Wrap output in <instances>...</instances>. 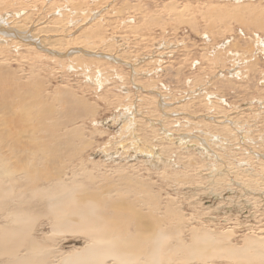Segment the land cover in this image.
Masks as SVG:
<instances>
[{
	"label": "rangeland",
	"instance_id": "1",
	"mask_svg": "<svg viewBox=\"0 0 264 264\" xmlns=\"http://www.w3.org/2000/svg\"><path fill=\"white\" fill-rule=\"evenodd\" d=\"M5 1L6 5H8L9 0ZM101 1L13 0L14 5L9 7L11 13L14 10L22 13L19 14L22 17L17 18L18 16L15 14L11 19L13 18V22L19 21L17 24L24 27V31L27 32L31 39L35 38L36 34L41 36V39L43 37H51L49 40L45 38L44 41L48 40L47 42H52L53 45L45 44V48L52 47L51 49H53L57 47L58 51H63L68 46H75V48L83 46V49L88 50L90 48L93 50L90 51L89 49L90 52L99 50V53L95 52L93 55L80 56L78 55L79 52L73 53L75 52L73 47L69 49L73 53V57H77V60L81 58L92 61L90 62L92 66H90L92 68L91 73L95 74L97 69L94 67L96 65L105 70L104 73L106 76L108 74V76L103 78L102 83L104 85L102 84L101 87L96 86L88 75L84 74L86 72L82 65L78 67L70 66L69 59L76 63V59L71 58L72 53L67 58H61L62 60L53 59V57H50L52 54H49L47 50H42L41 52L30 50L26 46H20L19 42L16 41H8V46L4 45L0 49V57L3 61L0 71L3 76L7 71L16 82L27 80L32 85L37 84L42 90L41 96L43 98L41 97V99L44 102L48 100V103L56 105L59 103L56 98L58 97L57 99H59L60 96L57 92H61L62 89L65 91L68 89L67 97L77 98L75 100L87 103L86 105H89L88 108H92L87 116L85 115L77 120V127L81 134V153L74 152L72 147V142L73 144L76 143L74 139H70L67 144H61L60 154L65 159L63 163L68 164L66 168L67 176L71 175L72 171H75L81 178H85L90 175L83 173V170H86L91 173L92 182L87 179L83 181L89 188L96 189L97 187L96 190L99 194L106 193L110 199L114 200L116 204V206L114 204V212L117 210L120 195L127 193L129 197L126 198V207L130 205L131 208L139 210L144 215L143 218H147L148 222L150 221L149 218H151L152 221L150 222L153 223H149L151 227H153L154 222H159L161 225L164 224L165 226H162L165 228H168L170 222L184 226L185 228H182V230L186 241H189L188 229L191 227L232 233L231 238L229 236V241L237 246L242 245L244 236L255 234L261 237L264 235V149H262L264 148V90L262 89L264 85L260 87L261 85L258 83L260 79H264V75H262V73L264 74V50L255 54L256 57L258 56L256 58L257 61L255 60L258 66V68L256 67L257 69L251 73L249 72V75L245 74L246 76L234 73L237 66L235 64L234 51L241 52L239 48H242V52L244 54L247 52L246 55H248L253 45L258 51L259 44L256 42L257 40L264 45V0ZM57 10H60L61 13L58 14ZM90 25L92 28H97L99 37L97 36L98 38H96L94 36L87 40L79 38L81 37L79 32L85 30L87 26L91 27ZM204 32L206 34H203ZM252 32L256 33V35H253ZM75 36L76 39L74 38ZM235 39L237 40L235 41ZM79 40L84 41L78 42ZM108 40L112 43L108 42ZM3 41H0V44L5 43ZM115 41L116 43H114ZM251 43L252 45H250ZM230 44L232 45L230 46ZM95 54H103L107 57H96ZM214 54L217 56L216 58L213 57L215 56ZM203 55L205 56L203 57ZM156 58L158 59L156 60ZM227 58L229 61H227ZM158 60L161 61L159 62ZM225 62L226 65L224 64ZM219 64H223V69ZM144 69L147 70L145 71ZM239 76L242 78L240 79ZM121 80L124 81L121 82ZM151 80L155 81L152 82ZM158 85L159 87H157ZM136 88L137 90H135ZM170 89L171 93L169 92ZM251 89L253 90L251 91ZM207 92L211 93L208 94ZM72 93L77 97H73ZM163 93L165 94L164 96ZM53 94L56 98H51ZM185 94H187V97ZM191 94L193 95L191 96ZM46 95H48L47 98ZM124 95H126V99ZM144 95L146 97H143ZM174 96L177 97L173 98ZM157 97L158 99L155 100ZM189 97L192 98L190 99ZM252 97L253 99L255 98L254 101H252ZM188 98L189 100H187ZM203 98L206 99L204 100ZM175 99H177V102ZM185 99L187 102H184L186 101ZM133 100L137 101L133 102ZM178 101H181L183 105ZM219 102L220 104H218ZM211 103L213 104L211 105ZM159 104L163 106H159ZM204 105L205 107H203ZM211 106L216 108L213 109ZM145 107L147 111H145ZM182 107L184 110L181 109ZM167 109H169V112ZM185 111L191 112V115L194 114L192 115L193 117L190 118L191 115L188 112L186 114ZM152 112L154 115H151ZM158 112L159 114H157ZM122 113L134 114L135 118L145 115L143 116L145 117L144 124L137 120L140 117L136 118L134 131L137 134L139 130V135L135 136L147 138L149 143L153 140L152 145L158 148L157 152L160 154L154 155L153 160L158 161L159 165L155 166L150 156H144L143 152L137 151L132 138L133 135L122 128V121L119 116ZM223 123L224 125H222ZM201 124L202 126L200 127ZM213 124H218V127ZM205 126L206 128H204ZM172 130L175 133H172ZM227 131L234 133L235 136ZM170 133L171 135L168 139L172 144L171 149V146L166 145L167 142L165 141V139L168 140L166 136ZM223 133L226 134V138ZM164 135L165 137H163ZM182 135L187 136L186 141H184L185 137L183 138ZM199 135L203 136V138ZM161 136L162 139H159ZM190 138L191 141L189 142ZM234 138L235 140H233ZM157 140L160 141L161 145ZM216 143L220 145L218 146ZM237 143H239V146ZM158 144L164 146L158 147ZM200 144L202 148H200ZM139 145L142 146V143L139 142ZM209 148L211 151H209ZM1 151H5L7 156L12 158L13 152L5 141L2 126H0ZM210 152L211 154H209ZM234 153L238 158H235ZM162 160H168L169 164H163ZM239 162L240 165H237ZM215 164L218 168L215 167ZM238 172L239 174H237ZM220 174L222 175L220 176ZM124 175L135 178L139 176V178L131 180L137 186L144 188H140L141 192L149 190L158 194V197L156 195L154 199L161 203V208L150 215L147 210L148 206L140 203L138 201L139 197L135 199V196H133L135 189H132L134 187L126 182ZM142 180L144 183H142ZM230 188L234 189L231 190ZM211 191H213V194ZM143 194L145 195L146 193ZM166 202H169V205L164 209L163 206ZM165 211H169V213L167 214ZM28 213L36 219L33 223L32 232L38 238L43 237L48 245L60 244L64 251H72L73 248L81 247L85 244V239L78 234L65 233L63 235L64 239H61L62 236L60 235H55L51 239L46 238L43 233H47L49 230L48 217L41 213L32 214L34 213L32 210H29ZM23 249L24 247L21 246L18 253L22 254L25 251ZM54 258L50 259L57 260V257ZM232 262L223 258L216 259L214 264H234ZM52 263L49 262V264ZM171 264L204 263L197 261L187 263L179 259Z\"/></svg>",
	"mask_w": 264,
	"mask_h": 264
},
{
	"label": "bare ground",
	"instance_id": "2",
	"mask_svg": "<svg viewBox=\"0 0 264 264\" xmlns=\"http://www.w3.org/2000/svg\"><path fill=\"white\" fill-rule=\"evenodd\" d=\"M21 2H23V1H21ZM6 4L7 3L5 0H0V39H2L0 41L5 40V41H3L5 43L0 44V49L4 45H7L8 41H10V42L16 41V42H19L20 46H26L30 50H36L37 52H41L42 50L43 51L47 50L49 54H52V56H50V55L49 56L53 57V59L57 58L59 60H62L61 58H67L69 55H71L72 52H70L69 49L73 46H71V47L68 46V48L67 49L64 48L63 51H58L57 47H55L56 49L55 48L51 49L52 47L45 48V46H44L45 44L49 45V46L51 44L53 45L52 42H47L51 37H43L41 39V36H37V34H36L35 35L36 37L31 39L29 37V35L27 34V32L24 31V27L17 24V23H19V21L13 22L12 21L13 18L11 19V17L12 16L14 17L15 14H17V16H18V17L16 16L17 18L22 17L21 15H19V14H22L19 11L14 10L13 13H11V11H9V7L14 5L13 0H9L8 5H6ZM109 5H110V3H109ZM127 6H128V4H127ZM88 11H90V10H88ZM57 13L60 14L61 13L60 10H57ZM94 16H95V14H94ZM122 24H124V23H122ZM95 27H97V26H95ZM26 30H28V29H26ZM204 31H206V30H204ZM79 33L81 35V37H79V38H84L85 40H87L89 38L91 39V37H94V36H96V38L99 37V35L97 33V28H92V26L91 27L87 26L85 30H83ZM252 33H253V35H256V33H254V32H252ZM199 34H201V33H199ZM203 34H206V33L204 32ZM255 37H256V39H258L257 36H255ZM45 38L48 40L44 41ZM74 38L76 39V36ZM58 40H60V39L58 38ZM236 40L237 39H235V41ZM253 40H255V39H253ZM80 41L81 40H79L78 42H80ZM82 41H84V40H82ZM108 42H110V41L108 40ZM256 42H258V44H259L258 45V51L256 50V48H254V45H253L252 46L253 48H251L252 50H250L248 52L249 56L246 55L247 52L245 54L242 52L243 51L242 48H239V50L241 49V52L240 51L239 52L234 51L235 52L234 53L235 64L237 65L235 67V71H234L235 74L237 73L238 75H240V74L245 75V74H248L249 72L250 73L253 72L255 69L258 68V66L256 64L257 63L256 58L258 56L256 57L255 54L259 51L263 52L264 45L259 40H257ZM110 43H112V42H110ZM114 43H116V41ZM208 44H209V42H208ZM255 44L257 45V43H255ZM95 45H96V43H95ZM110 45L112 46V44H110ZM231 45L232 44H230V46ZM250 45H252V43ZM82 47L75 48V46H74L73 51H75V52H73V53L75 54V53L79 52L78 55H80V56H84V55L88 56L91 54L93 55L95 52L99 51V50H97L95 52H90L93 50H91L89 47L88 48L90 49V51H89V49L88 50L83 49ZM84 47H86V45H84ZM154 48H156V47H154ZM225 49H226V47H225ZM243 49H244V47H243ZM158 50H160V49H158ZM167 52H168V50H167ZM215 52H217V51L215 50ZM231 52H233V51L231 50ZM73 53H72L71 58L76 59L77 57L76 58L73 57ZM222 54H223V52H222ZM95 55H96V57H100V56L103 58L107 57L103 54H95ZM165 55L167 56V54H165ZM216 55H217V53H216ZM216 55L213 57L216 58L217 57ZM218 55H220V54H218ZM110 56H112V55H110ZM204 56L205 55H203V57ZM245 56L248 58H246ZM121 59H123V58H121ZM157 59L158 58H156V60ZM203 59L205 60V58H203ZM88 60L89 59L85 60V59H81V58L79 59L78 58V60L76 59V63H74L73 60L71 61L69 59V63H70L71 67H78L79 65H82V68L86 72L84 74L88 75V77L94 82V84L96 86L101 87L103 84L102 83L103 78H106L108 76V74L106 76L104 73L105 70H103L102 68H99V65H96L94 67L95 69H97V70H95V74L91 73V70H92L91 67L92 66H91L90 62H92V61H88ZM108 60H109V58H108ZM111 60H113V59H111ZM117 60H119V59H117ZM221 60H223V59H221ZM167 61H165V62L167 63ZM224 61H226V60H224ZM227 61H229L228 58H227ZM231 61H233V60H231ZM2 62L3 61L1 60V57H0V68L2 67V64H3ZM201 62H202V60H201ZM220 62H222V61H220ZM124 63H126V62L124 61ZM141 63H143V62H141ZM145 64H146V61H145ZM152 64L155 65L154 63H152ZM224 64L226 65V62ZM227 64H228V62H227ZM120 65H123V64H120ZM157 65H159V64H157ZM222 65H220V66H222ZM229 65H227V67H229ZM202 66H205V65H202ZM153 67H155V66H153ZM156 67H158V66H156ZM161 67H163V66H161ZM222 69H223V66H222ZM109 70H110V68H109ZM194 70H195V68H194ZM259 71L261 72L260 69H259ZM150 72H151V70H150ZM196 72L198 73V71H196ZM222 72H223V70H222ZM154 73H156V72H154ZM211 73L213 74V72H211ZM262 75H264V74L262 73ZM4 76L1 74V71H0V126H2V128H3L4 135H5V141L9 145V147L11 148V150L13 152V156L11 158V157L7 156L5 151L0 152V264H49V262H53L52 264H171L173 261L179 260V259L182 261H185L187 263L191 262V261H197L199 263H204V264H214L216 262V259H223V258L225 260L227 259L229 261H233L232 263H234V264H264V235H262L261 237L255 235V234L244 236L245 238L243 237L244 240H243L242 245L237 246L234 243H231V241H229V236L231 238L232 233H227L225 231H224V233L223 232H215V230L213 231L211 229L206 230V229H200L199 227H191L190 229H188L189 230L188 235L190 237H188V236L187 237L189 238V241H186L184 238V235H183V230H182V228H185L184 226L182 227L179 224H176L175 222H170L169 223L170 226L168 225V228H165L162 226L164 224L161 225V224H159V222H156V223L154 222L155 227H154V225H153V227H151V225L149 224V223H151L150 221H152L151 218L148 217L150 220L148 222L147 218H143L144 215L139 210L131 208L130 205H127V207H126V198L129 197V196H127V193H122L120 195L117 210L114 212V204H115L114 200L110 199L106 193H100L99 194L96 190L97 187H96V189L89 188V186L86 185L85 182L83 181L84 179H87V180H91V182H92V177H90L91 173H88L86 170H83V173H86L87 175L90 174V175H88V177L81 178V176H79V174H77L75 171H72L71 175L67 176L66 168H67L68 164L63 163V160H65V159L60 154V151L62 149L61 144H67L70 139H74L76 142L75 144H73V142H72V147L74 148V152L75 153H81V151H82V149H81V145H82L81 134H80V130L77 127V120L84 117L85 115L87 116V114L89 113V111L92 108L91 109L88 108L89 105L87 106L86 105L87 103L85 104L83 102L75 100L77 98L72 99L70 97H67L68 89L66 91L62 89L61 92L60 91L57 92L60 94L59 99H57L58 97L56 98L54 96V94H53V96H51V98L55 97L57 102H59L56 105H54V103H50V102L48 103L47 102L48 100L44 102L41 99V97L43 98V96H41L42 90L39 88V86L37 84L32 85L27 80H24V82L23 81L16 82L10 76V73L7 71L4 73ZM165 76H167V75H165ZM200 76H202V75L200 74ZM176 77H178V76H176ZM212 77H213V75H212ZM239 77H240V79L242 78L241 76H239ZM134 79H135V77H134ZM150 79H151V76H150ZM197 79H198V77H197ZM232 79H233V77H232ZM122 81H124V80H121V82ZM151 81L154 82L155 80L154 81L151 80ZM190 81H194V80H190ZM156 82H158V81H156ZM229 83H231V82H229ZM258 83H260L259 85H261L260 87H262V85H264V79H260V81ZM208 84H207V86H208ZM151 86H149V87H151ZM199 86H201V85H199ZM119 87H120V85H119ZM157 87H159V85ZM262 89L264 90V88H262ZM135 90H137V88ZM252 90L253 89H251V91ZM149 91H150V89H149ZM156 91H157V89H156ZM170 91H171V89L169 90V92ZM186 91H188V90H186ZM169 92L167 91V93H169ZM170 93H169V95H170ZM185 93H187V92H185ZM189 93H190V90H189ZM189 93H187V94H189ZM196 93H197V91H196ZM196 93H195V96H196ZM210 93H208V94H210ZM159 94H160V92H159ZM187 94H185V96ZM72 95H73V93H72ZM145 95L143 97H146ZM155 95H156V93H155ZM164 95L165 94L163 93V96ZM171 95H173V94H171ZM174 95H175V93H174ZM192 95L193 94H191V96ZM47 96L48 95H46V98H47ZM74 96H76V95H73V97ZM119 96H122V95H119ZM125 96L126 95H124V98H125ZM151 96H152V94H151ZM206 96H208V95H206ZM210 96H212V95H210ZM158 97L155 98V100L158 99ZM176 97L174 96L173 98H176ZM189 98L187 100H189ZM195 98H193V99H195ZM257 98H259V96H257ZM150 99H152V98H150ZM169 99L171 100V98H169ZM177 99H180V98H177ZM177 99H175V101ZM252 99H253V97H252ZM137 100H139V99H137ZM137 100H133V102H135ZM187 100L184 102H187ZM196 100H194V101H196ZM254 100H255V98L252 101H254ZM175 101H174V103L177 102V101L176 102ZM178 102L181 103V101H178ZM195 103H199V102H195ZM181 104L183 105V103H181ZM212 104L213 103H211V105ZM218 104H220V102ZM157 105H158V103H157ZM182 105H180V106H182ZM159 106H163V105L159 104ZM186 106H187V104H186ZM192 106H194V105H192ZM257 106H258V104H257ZM203 107H205V105ZM212 107L213 106H211V108ZM215 108L213 107V109H215ZM181 109H183V107ZM218 109H220V108H218ZM263 109H264V106H263ZM261 110H262V108H261ZM145 111H147L146 107H145ZM157 111H159V110H157ZM167 111L169 112V109H167ZM159 112L157 114H159ZM174 112H175V109H174ZM187 112H186V114H187ZM152 114H153V112L151 113V115ZM133 115H128V113H125V114L122 113L119 115L120 119L122 121V124H121L122 128H124L123 130L126 129L129 132V134L133 135L132 138H133V141H134V144H135L137 151L143 152L144 156H147V157L150 156L152 158L151 161L154 162L155 166L159 165L158 161L153 160L154 155L155 156L160 155L157 152L158 148H156L155 146L153 147V145H152L153 140L149 143V140L147 138H143V137L139 138L138 136H135V135H139L138 134L139 130H138L137 134H135V131H134L135 122L138 120L141 123H143L144 119H145V117H143V116H145V115L138 116L140 118L136 117V118H138L137 120L135 118V115L134 116ZM190 115H188V116H190ZM192 115H194V114H192ZM192 115L190 118L193 117ZM174 116H176V115H174ZM188 116H186V117H188ZM152 117H154V116H152ZM175 119H177V118H175ZM178 120H179V118H178ZM178 120H176V121H178ZM187 120H189V119H187ZM195 120H196V118H195ZM238 120H240V119H238ZM184 122H186V121H184ZM217 122H219V121H217ZM222 122H224V121L222 120ZM71 125H73V126L70 127ZM149 125H151V124H149ZM185 125H186V123H185ZM197 125H199V124H197ZM222 125H224V123ZM201 126H202V124L200 125V127ZM141 127H143V126H141ZM204 128H206V126ZM165 129H167V128H165ZM180 129H178V130H180ZM147 130H145V131H147ZM173 131L174 130H172V133H175ZM192 131H194V130H192ZM230 131H231V129H230ZM198 132H200V131H198ZM207 132H209V131H207ZM222 132H223V130H222ZM227 132H229V131H227ZM125 134L127 135V133H125ZM140 134L142 135L141 132H140ZM146 134H148V133H146ZM202 134H203V132H202ZM223 134L225 135V138H226V134L225 133H223ZM230 134L234 135V133H230ZM167 135L168 136H166V138L168 139V138H170L171 133L167 134ZM175 135H177V134H175ZM194 135H196V134L194 133ZM201 135H199V136L203 138V136H201ZM206 135H208V134H206ZM211 135H212V133H211ZM243 136H245V135H243ZM156 137H158V136H156ZM163 137H165V135ZM184 137H185V135L183 136V138ZM186 137L184 138V141L187 140ZM125 138H127V137L125 136ZM152 138H155V137H152ZM193 138H195V137H193ZM227 138H230V137H227ZM235 138L233 140H235ZM159 139H162V136L159 137ZM195 139L199 140L198 138H195ZM215 139H216V137H215ZM165 141L167 142L166 145L171 146L170 147V149H171L172 144L169 142L170 140L165 139ZM190 141H191V138H190L189 142ZM224 141H225V139H224ZM237 141H238V139H237ZM139 142L142 143V146L139 145ZM158 142L160 143V141H158ZM228 142H230V141H228ZM260 142H262V141L260 140ZM217 143H219V142H217ZM217 143H216V145H218ZM201 144H200V148H202ZM212 144H214V143L212 142ZM212 144H211V146H213ZM237 144L239 146V143H237ZM241 144H243V143H241ZM160 145H161V143H160ZM160 145L158 147L164 146V145H162V146H160ZM202 145H204V144H202ZM194 146L196 147V145H194ZM215 147H217V146H215ZM251 147H249V148H251ZM261 147H263V146H261ZM210 148H212V147H210ZM210 148H209V151H211ZM262 149H264V148H262ZM198 152H200V151H198ZM232 152H233V150H232ZM197 154H199V153H197ZM201 154H202V152H201ZM209 154H211V152ZM212 155H213V153H212ZM246 155L248 156V154H246ZM258 155H259V153H258ZM209 156H211V155H209ZM236 157L238 158V156H236V154H235V158ZM240 157H242V156H240ZM162 161H163L162 163L165 165L169 164L168 160H162ZM232 161H233V159H232ZM166 163H168V164H166ZM237 165H240V162ZM211 166H213V165H211ZM215 167H217V165ZM52 168H54V170H52ZM209 168H211V167L209 166ZM217 168H216V170H217ZM241 169H243V168H241ZM240 173H242V172H240ZM245 173L247 174V172H245ZM237 174H239V172ZM129 175H131V174H129ZM129 175H124L123 177H124V179L126 178V182L130 186L134 187V188H132V189H135L133 192V196H135V199L137 197H139L140 199H138V201L140 203H143L146 206H148L147 207L148 213L150 215H152L153 212H155L161 208V203H159L157 200L154 199V197H156V195L158 197V194L150 192L149 190L141 192L140 188L141 189H144V188L142 186H137L131 180V179H137V178H139V176L137 175L138 177L135 178V177H131ZM221 175L222 174H220V176ZM87 182H89V181H87ZM142 183H144L143 180H142ZM123 185H124V183H123ZM145 187H146V185H145ZM237 187H238V185H237ZM121 188H123V187H121ZM232 189H234V188H232ZM211 192L213 194V191H211ZM143 193H146V194L144 195ZM245 197H247V196H245ZM167 205H169V202H166V204H164V206H163L164 209L167 207ZM115 206H116V204H115ZM29 210H32V212H34L32 214L41 213L42 215H45L48 217L49 230L47 233L46 232L43 233V236H45L46 238L51 239L55 235H60V236H62L61 239H64L63 235L65 233H70L72 235L78 234V235H82V237L85 239V242H84L85 244L81 247L73 248L72 251L71 250L70 251H64L61 248L60 244H55L54 246L48 245L44 241L43 237L38 238L36 236V234L34 232H32L33 226H34L33 223L36 219L31 214L28 213ZM166 213L168 214L169 211ZM145 214H147V213H145ZM151 224H153V223H151ZM228 232H229V230H228ZM21 246L24 247L25 251L22 253L21 252L22 250H21L20 252L22 254H19L18 252H19V249ZM54 257H57L56 258L57 260H53V259L51 260L50 259V258H54Z\"/></svg>",
	"mask_w": 264,
	"mask_h": 264
}]
</instances>
